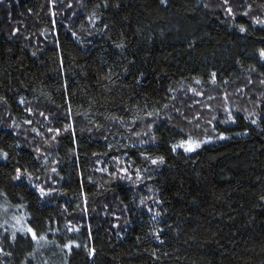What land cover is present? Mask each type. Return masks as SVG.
<instances>
[{
  "label": "trees",
  "instance_id": "16d2710c",
  "mask_svg": "<svg viewBox=\"0 0 264 264\" xmlns=\"http://www.w3.org/2000/svg\"><path fill=\"white\" fill-rule=\"evenodd\" d=\"M260 22L264 0H0V264H264Z\"/></svg>",
  "mask_w": 264,
  "mask_h": 264
},
{
  "label": "rangeland",
  "instance_id": "374dc122",
  "mask_svg": "<svg viewBox=\"0 0 264 264\" xmlns=\"http://www.w3.org/2000/svg\"><path fill=\"white\" fill-rule=\"evenodd\" d=\"M202 144H200V147ZM21 207L22 206H14L9 208L1 215V225L5 224L4 227L6 228V231L9 232L8 235L13 241L20 235L32 236L33 234L32 228L29 224V215L25 209ZM29 229H31V232L28 231Z\"/></svg>",
  "mask_w": 264,
  "mask_h": 264
},
{
  "label": "snow or ice",
  "instance_id": "6c2138e0",
  "mask_svg": "<svg viewBox=\"0 0 264 264\" xmlns=\"http://www.w3.org/2000/svg\"><path fill=\"white\" fill-rule=\"evenodd\" d=\"M229 11H231V10L229 9ZM260 23H264V22H260ZM241 31H244V29L241 28ZM260 56L262 58H264V50H262L260 52ZM253 123H255V121H253ZM223 138L224 137H221V139H223ZM177 147L183 148L186 152H192L196 148H199L200 147V143L199 142H196V141H192L191 139H189L186 142H181L180 144L173 146V151H175ZM160 162L163 163V160H161ZM152 163L155 164V163H157V161L153 160ZM17 179H19V177H17ZM28 231L31 232V229H29ZM36 238H37L36 237V234L33 233V239H36ZM40 239H43V237H40Z\"/></svg>",
  "mask_w": 264,
  "mask_h": 264
}]
</instances>
